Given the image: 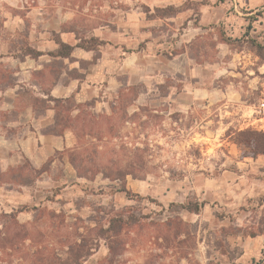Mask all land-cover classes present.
Instances as JSON below:
<instances>
[{
    "label": "rangeland",
    "instance_id": "rangeland-1",
    "mask_svg": "<svg viewBox=\"0 0 264 264\" xmlns=\"http://www.w3.org/2000/svg\"><path fill=\"white\" fill-rule=\"evenodd\" d=\"M239 5L0 0V264H71L81 243L94 249L81 264H111L96 227L104 213L131 206L143 219L122 234L113 264H264V168L256 163L264 157L235 143L240 133L264 132L254 112L264 99V9ZM170 6L183 11L160 18L156 10ZM63 29L104 45L67 60L17 52L27 36L34 49L54 52ZM70 86L66 98L51 94L73 96L75 110L56 123L40 89L66 96ZM118 169L133 175L115 180L109 172ZM123 186L148 200L129 201ZM188 202L204 207L177 214L188 224L183 236L167 232L162 208ZM22 207L30 211L17 217L21 225L7 224L3 215Z\"/></svg>",
    "mask_w": 264,
    "mask_h": 264
},
{
    "label": "trees",
    "instance_id": "trees-1",
    "mask_svg": "<svg viewBox=\"0 0 264 264\" xmlns=\"http://www.w3.org/2000/svg\"><path fill=\"white\" fill-rule=\"evenodd\" d=\"M158 13L163 12L164 15H161L160 18H170L173 17L180 12H182V8H175L170 6L165 9H157ZM62 34H74L76 36V40L78 43L76 45H71L62 40ZM53 40L58 46V48L54 52L46 53L43 51H38L34 49L29 43V36L22 41L21 47L17 50L20 57L38 59L43 56H50L54 58V60H67L70 59L76 49H81L87 52H96L99 48L104 45L102 41L97 37H92L90 39H83L79 37V34L74 29H63L59 33H55L53 35ZM1 59V57H0ZM42 95L46 96L47 99H41L44 103L51 102L54 104L53 110L56 111V123H60L59 121V112H70L75 110L73 104V96L67 99H55L51 97V92L46 90H41ZM79 108V107H78ZM236 145L242 150L248 151V155L254 159H257L260 156L264 157V132L257 131H247L237 135L235 139ZM76 156V155H75ZM76 161H74L75 169L79 174L81 169L77 166L78 158L74 157ZM109 172L117 176L114 178L115 180H123L124 176L133 175L132 172L120 173L121 171L115 170ZM115 172V173H114ZM104 173H108V170H104ZM23 182V181H22ZM120 193H124L129 201L140 202L144 200H148L146 198L141 197L138 194L127 190L125 186H123ZM162 207V205H158ZM204 207V204H200L198 202H188L184 204H175L172 203L169 205L168 209L162 208L163 212L170 213L167 217V220L163 223L162 226L165 227L167 232L175 231V236H183L184 229L188 228V224L185 223L177 214L182 212H186L191 215H199ZM30 210L27 207H22L18 211H13L9 215H3L6 219H8V223L14 222L16 225H21L17 217L20 214L28 213ZM31 211H39L38 208H34ZM105 217L102 218L99 225H97V238L99 240L104 241L105 245L108 248V255L111 260V264H113L115 258L120 255V249H124L125 244L121 241V236L125 232H131L137 226L141 225L142 215L140 216L137 213V210L134 206L125 207L122 210L114 211L112 210L110 213H104ZM105 221V223H103ZM0 226H3V223H0ZM254 237L262 236V234H255ZM83 243L77 245L78 250L74 255H72L71 264H81V261H87L92 255L93 252L91 249L89 250L86 246L82 245ZM73 251V250H72Z\"/></svg>",
    "mask_w": 264,
    "mask_h": 264
},
{
    "label": "crops",
    "instance_id": "crops-1",
    "mask_svg": "<svg viewBox=\"0 0 264 264\" xmlns=\"http://www.w3.org/2000/svg\"><path fill=\"white\" fill-rule=\"evenodd\" d=\"M248 1V2H247ZM251 0H234V2H236V6H239L240 7V5H239V2H241L242 3V6H241V8H243V6H246V4L247 3H249L250 4V6H252V8L250 9V10H255V12L257 11V10H259L258 8L259 7H257V6H261L262 8H260V9H264V3L262 4V3H259V2H254L253 0H252V2H250ZM247 10V9H246ZM249 10V9H248ZM60 87H56V88H54V90H52L51 91V94H52V96H54V97H56V98H66L67 96H69V94H70V92H72L73 91V87H67V95L66 96H60L59 95V91H60ZM65 89V88H64ZM22 112H23V114H24V116H28V118H29V120H31L32 119V117H33V111H32V108H31V106L30 105H28V106H26V107H24L23 109H22ZM61 144V146L60 147H62V145H63V143H60ZM263 160L264 159H262V158H260V159H258V160H256V163L257 164H260V162H262L261 163V167L262 168H264V162H263ZM260 238H262V237H260ZM258 239V242H261V240L262 239ZM263 241H264V239H263ZM263 244V247H264V242L262 243Z\"/></svg>",
    "mask_w": 264,
    "mask_h": 264
},
{
    "label": "built area",
    "instance_id": "built-area-1",
    "mask_svg": "<svg viewBox=\"0 0 264 264\" xmlns=\"http://www.w3.org/2000/svg\"><path fill=\"white\" fill-rule=\"evenodd\" d=\"M255 114L260 116L261 120H264V99L260 101V103L255 107ZM264 130V128L262 129Z\"/></svg>",
    "mask_w": 264,
    "mask_h": 264
}]
</instances>
